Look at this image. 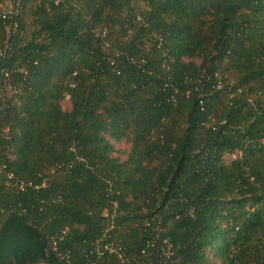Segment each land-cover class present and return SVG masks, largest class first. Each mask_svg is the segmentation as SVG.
I'll return each instance as SVG.
<instances>
[{"label": "trees", "instance_id": "trees-1", "mask_svg": "<svg viewBox=\"0 0 264 264\" xmlns=\"http://www.w3.org/2000/svg\"><path fill=\"white\" fill-rule=\"evenodd\" d=\"M17 8L0 264H264V0Z\"/></svg>", "mask_w": 264, "mask_h": 264}, {"label": "built area", "instance_id": "built-area-1", "mask_svg": "<svg viewBox=\"0 0 264 264\" xmlns=\"http://www.w3.org/2000/svg\"><path fill=\"white\" fill-rule=\"evenodd\" d=\"M18 4H19V0H7V8H8L7 16L9 13H14V14L18 13V8H17ZM4 16H6V14ZM12 23H14L13 25H15V26L17 25L16 22H11V24ZM8 47H9L8 43H6L4 45V47H0V55L4 54V52L7 50ZM51 239H52V241H51L52 250L58 251L57 239L53 236ZM105 247L109 252L116 253V254H118V256L122 257L123 253H122L121 249L118 246H116L115 244L109 242L105 245ZM61 257H64V256H61ZM39 264H46V263H39Z\"/></svg>", "mask_w": 264, "mask_h": 264}, {"label": "rangeland", "instance_id": "rangeland-1", "mask_svg": "<svg viewBox=\"0 0 264 264\" xmlns=\"http://www.w3.org/2000/svg\"><path fill=\"white\" fill-rule=\"evenodd\" d=\"M227 74L230 76V80H234L235 79V70H234V68H232L229 71H227ZM64 105L65 106L68 105V101L67 100L64 102ZM124 147H125V143L118 144V148H124Z\"/></svg>", "mask_w": 264, "mask_h": 264}]
</instances>
